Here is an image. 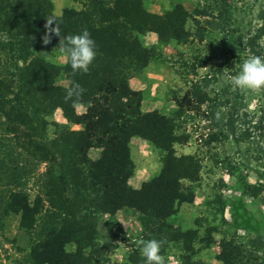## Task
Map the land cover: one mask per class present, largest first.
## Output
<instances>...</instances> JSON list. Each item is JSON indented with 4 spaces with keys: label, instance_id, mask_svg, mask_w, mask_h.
Listing matches in <instances>:
<instances>
[{
    "label": "trees",
    "instance_id": "16d2710c",
    "mask_svg": "<svg viewBox=\"0 0 264 264\" xmlns=\"http://www.w3.org/2000/svg\"><path fill=\"white\" fill-rule=\"evenodd\" d=\"M72 1L81 7H66L56 15L52 0H0V230L6 217L20 216V226L30 238L24 264H111L105 250L112 226L110 221L102 224V216L134 206L139 210L143 241H161L160 255L171 243L179 244L184 263L194 264L196 244L211 245L215 228H207L201 236L198 228L174 225L170 217L177 213L175 203L193 201L194 192L183 182L199 179L200 161L164 146L175 135L180 117L145 112L142 92L132 89L129 79L160 56L154 46L144 43L143 34L154 32L164 40L187 42L188 18L207 11L196 9L192 14L179 3L160 14L147 8V0ZM210 1L228 12L227 0ZM259 17L262 25L250 37L253 52L256 40L264 35V9ZM53 19L56 23L50 25ZM57 28L60 37L55 35ZM85 29L97 48L86 72H73L67 61L57 64L37 55L61 51L63 36ZM46 38L52 43L46 45ZM193 71L197 72L195 63ZM62 74L69 85H81L77 103L84 112L73 106L76 97L65 99L66 86L58 84ZM212 78L207 74L195 81L176 100L178 106L200 109L208 103V110L214 108L207 91ZM57 109L83 128L60 125L55 139H48L45 116ZM134 137L165 151L160 171L138 190L129 182L134 173L130 147ZM175 138L180 142L179 136ZM93 147L102 150L97 159L88 157ZM43 162L47 166L41 192L33 198L26 185ZM244 188L264 203V175ZM103 239L106 245L101 246ZM251 242L262 252L259 259L264 264V237ZM69 244L75 249L68 250ZM141 247L142 243L130 253L131 264H144ZM242 253L241 246L224 240L218 258L224 264H243Z\"/></svg>",
    "mask_w": 264,
    "mask_h": 264
},
{
    "label": "rangeland",
    "instance_id": "374dc122",
    "mask_svg": "<svg viewBox=\"0 0 264 264\" xmlns=\"http://www.w3.org/2000/svg\"><path fill=\"white\" fill-rule=\"evenodd\" d=\"M52 1L60 6L59 10L77 8L78 3L67 6L68 0ZM227 1L228 12H222L210 0H147V8L155 13L163 14L180 3L192 14L196 9L205 10L207 14L188 18L185 27L191 37L187 42L164 40L154 32L143 34L144 43L154 46L160 56L135 73L129 84L142 92L145 112L154 110L180 117L175 135L169 137L164 146L174 147L177 155H194L200 161L199 179L183 182L194 192L193 201L175 203L177 213L170 217L174 225L198 228L201 236L207 228H215L214 242L209 246L197 243V252L191 261L224 264L218 258L221 243L231 240L242 247L243 264H262L259 259L262 252L253 248L251 241L264 237L263 198L247 194L244 185L258 182L264 175V90L238 89L232 86L231 78L247 58H264V35L256 40V52L250 49V37L258 33L263 22L259 15L264 9V0ZM37 55L57 64L66 62L62 52L57 50ZM194 63L197 72L193 71ZM207 74L213 77L207 91L214 108L208 110L207 103L200 109L194 106L181 109L176 100L183 98L192 84ZM58 84L67 86L69 80L62 74ZM77 110L84 112L85 108L79 105ZM60 125L73 130L83 128L70 122L62 110L57 109L45 116L48 139H55ZM213 135L217 137L212 140ZM176 136L181 138L180 142ZM130 147L134 173L129 182L138 190L160 171L165 151L141 137L132 138ZM101 151L93 147L88 157L97 159ZM46 166L45 162L40 163L27 182L33 198L41 192V176ZM138 216L139 210L134 206L102 216V224L110 221L112 226L110 244L105 250L111 264H131L130 253L143 242V227ZM4 224L0 230V264H24L30 238L20 226V216L11 214ZM99 243L106 245L104 239ZM67 249L74 250L75 245L69 244ZM183 253L181 245L171 243L161 254L163 264H185Z\"/></svg>",
    "mask_w": 264,
    "mask_h": 264
},
{
    "label": "clouds",
    "instance_id": "9594fccd",
    "mask_svg": "<svg viewBox=\"0 0 264 264\" xmlns=\"http://www.w3.org/2000/svg\"><path fill=\"white\" fill-rule=\"evenodd\" d=\"M56 20H51L55 24ZM55 35L61 36V30L56 29ZM50 38L45 39V44H51ZM59 48L73 72H86L97 55V48L94 39L88 30H83L80 34L63 36L60 40ZM232 86L247 91L264 90V58L252 56L244 60L238 73L231 78ZM83 89L81 85L72 82L66 86L65 99L73 100V106L78 107L77 101L82 96ZM219 117V113H217ZM161 241L151 239L142 242L140 249L144 257V264H163V257L160 255Z\"/></svg>",
    "mask_w": 264,
    "mask_h": 264
},
{
    "label": "crops",
    "instance_id": "0c3cea01",
    "mask_svg": "<svg viewBox=\"0 0 264 264\" xmlns=\"http://www.w3.org/2000/svg\"><path fill=\"white\" fill-rule=\"evenodd\" d=\"M66 3H67V1H66ZM72 3H76V2H74V1H72V0H68L67 6H68V5L72 6ZM77 5H81V4H80V3H77ZM77 5H75V6L78 8ZM55 6H56V7H55ZM59 7H60V6L54 5V12H55L56 15H61V14H62L61 11H63V9L59 10V9H60ZM55 8H56V9H55ZM145 68H146V67H145ZM145 68H144V69H145Z\"/></svg>",
    "mask_w": 264,
    "mask_h": 264
}]
</instances>
